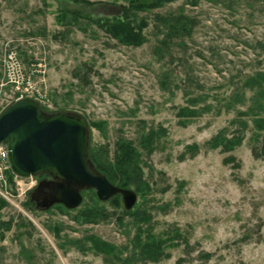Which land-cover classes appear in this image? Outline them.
Returning a JSON list of instances; mask_svg holds the SVG:
<instances>
[{"label":"rangeland","instance_id":"1","mask_svg":"<svg viewBox=\"0 0 264 264\" xmlns=\"http://www.w3.org/2000/svg\"><path fill=\"white\" fill-rule=\"evenodd\" d=\"M125 7L130 20L146 24L141 46L102 28ZM179 14L195 18L193 33L161 52L162 19ZM262 68L264 0L197 6L175 0L145 11L130 7V0H0V113L29 97L48 113L82 115L90 147L107 146L110 158L120 140L140 148L143 134L167 130L143 157L145 191L128 188L138 193L134 209L145 205L161 237L180 228L190 249L171 247L169 258L149 264H176L181 257L195 263L202 252L211 254L210 263L264 264L261 138L255 141L250 129L231 151L206 143L223 128L233 135L231 121L243 107L227 111L225 99ZM198 96L201 104L188 101ZM206 103L213 109L200 116H177L181 106ZM40 177H17L0 160V264H109L89 239L128 245L135 227L122 214L121 197L116 205L86 189L75 209H42L37 201L51 189L35 191ZM94 207L103 219H88Z\"/></svg>","mask_w":264,"mask_h":264},{"label":"trees","instance_id":"2","mask_svg":"<svg viewBox=\"0 0 264 264\" xmlns=\"http://www.w3.org/2000/svg\"><path fill=\"white\" fill-rule=\"evenodd\" d=\"M173 1L175 0H130V7L135 10L145 11L162 7L164 4ZM184 1L192 6H197L202 1L215 2L217 0ZM122 14V17L106 18L102 26L103 30L124 44L132 46L143 45L146 42L143 34V27L146 24H138L130 20L129 8L127 7L123 8ZM162 22L165 33L163 32V38L160 40L161 52H163V47L168 50L171 42L175 39L183 42L186 37H190L196 25L195 18L185 14L171 15L168 18H163ZM248 92H250L249 96ZM188 101L194 105H199L203 100L198 96L190 98ZM237 105L243 108L237 109V116L231 121L232 124L236 125L233 135L231 137L227 136V130L223 128L206 142L207 145L212 148L221 147L223 151H231L235 145L242 142L246 132L253 129L254 140L257 141L259 140L258 137L261 138L258 150L264 151V68L247 74L241 83L235 86L232 94L225 99L222 107L228 111L236 109ZM222 107L215 109V111L221 113ZM212 109L213 105L208 103L198 107L181 106L178 108L177 116L182 119H189L200 116L203 111ZM94 126L99 125L94 123ZM166 133L167 130L165 128H160L159 130H151L143 134L140 140L141 149L134 146L130 141L120 140L116 144L113 158L109 157L107 146L102 147L103 149H93V147L89 146V157L96 170L105 175L114 185L123 188L135 185L138 192H143L146 189V179L144 178L142 167L144 166L142 164V162L144 163L143 157H148L153 152L154 143L158 140V137ZM145 152L146 154H144ZM120 197V195H116L110 200L118 205ZM1 206L2 201L0 199V208ZM102 211L98 207H94L87 210L86 216L88 219L97 221L103 219ZM122 214L130 216L133 219L132 225L135 227L134 234L130 238L128 245L116 246L102 240L89 239L92 247L104 254V259L109 264L159 263L171 256L168 251L169 248L180 247L182 244L185 245V250L189 251V239L181 232L180 228L175 227L173 230H169L167 238L161 237L155 231L153 216L145 205L142 204L139 208H133L132 210L124 208ZM125 252H127V255L124 258L123 254ZM210 257V253L202 252L199 254V262H189L188 264H217L210 263ZM176 264H187V259L181 257Z\"/></svg>","mask_w":264,"mask_h":264},{"label":"water","instance_id":"3","mask_svg":"<svg viewBox=\"0 0 264 264\" xmlns=\"http://www.w3.org/2000/svg\"><path fill=\"white\" fill-rule=\"evenodd\" d=\"M0 144L7 150L11 172L20 178L47 174L41 181L51 190L38 199L37 205L49 209L55 204L75 209L83 201L82 191L93 189L100 201L120 195L126 210H132L138 193L114 185L99 173L89 157V123L71 112L44 111L38 102L19 97L0 113Z\"/></svg>","mask_w":264,"mask_h":264},{"label":"built area","instance_id":"4","mask_svg":"<svg viewBox=\"0 0 264 264\" xmlns=\"http://www.w3.org/2000/svg\"><path fill=\"white\" fill-rule=\"evenodd\" d=\"M0 160L8 165V163H7V150H6V147L4 144H0Z\"/></svg>","mask_w":264,"mask_h":264},{"label":"flooded vegetation","instance_id":"5","mask_svg":"<svg viewBox=\"0 0 264 264\" xmlns=\"http://www.w3.org/2000/svg\"><path fill=\"white\" fill-rule=\"evenodd\" d=\"M41 180L42 181H50L52 178L47 174H41Z\"/></svg>","mask_w":264,"mask_h":264}]
</instances>
